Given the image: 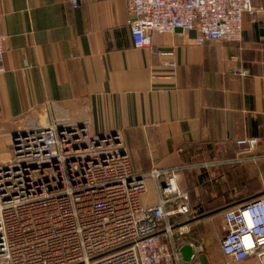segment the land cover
I'll return each instance as SVG.
<instances>
[{
    "label": "crops",
    "instance_id": "0c3cea01",
    "mask_svg": "<svg viewBox=\"0 0 264 264\" xmlns=\"http://www.w3.org/2000/svg\"><path fill=\"white\" fill-rule=\"evenodd\" d=\"M78 1L0 0V165L13 157L12 134L34 125L117 133L138 174L178 171L190 198L189 214L173 220L188 226L183 241L202 246L206 264H226L220 243L211 253L224 212L264 197V162L235 163L236 140H264V0H252L240 44L199 46L196 31H174L141 50L124 0Z\"/></svg>",
    "mask_w": 264,
    "mask_h": 264
},
{
    "label": "built area",
    "instance_id": "2783aa9c",
    "mask_svg": "<svg viewBox=\"0 0 264 264\" xmlns=\"http://www.w3.org/2000/svg\"><path fill=\"white\" fill-rule=\"evenodd\" d=\"M74 9L78 0H71ZM136 49L154 34L197 32L199 46L240 44L252 0H124ZM1 24V17H0ZM7 38L0 32V73ZM163 54V51H160ZM175 72L174 62L165 64ZM236 73L245 77L243 69ZM13 157L0 165V264H206L202 246L186 243L181 221L189 195L177 170L138 174L120 136H92L85 124L54 121L11 136ZM235 163L264 162V140L241 138ZM153 185L157 204L146 205ZM173 207V208H171ZM171 208V209H169ZM220 250L226 264H264V197L223 214Z\"/></svg>",
    "mask_w": 264,
    "mask_h": 264
},
{
    "label": "rangeland",
    "instance_id": "374dc122",
    "mask_svg": "<svg viewBox=\"0 0 264 264\" xmlns=\"http://www.w3.org/2000/svg\"><path fill=\"white\" fill-rule=\"evenodd\" d=\"M155 199H156V193H155L154 187H153V185H150V194L147 197H145L144 201L145 202L146 201H154ZM223 235L224 234L221 233V235L218 236L214 240V244H213V246L211 248V253L212 254H215V255L219 254V243H220V240H221Z\"/></svg>",
    "mask_w": 264,
    "mask_h": 264
},
{
    "label": "water",
    "instance_id": "95a60500",
    "mask_svg": "<svg viewBox=\"0 0 264 264\" xmlns=\"http://www.w3.org/2000/svg\"><path fill=\"white\" fill-rule=\"evenodd\" d=\"M176 32H183L182 29H176L175 30ZM13 136H16L17 135V132H14L12 134ZM112 135H117V133H113ZM105 135H102L100 137H104ZM181 253L183 255V258H184V261L185 262H190L191 260V257L193 255V248L190 246V245H184L182 248H181Z\"/></svg>",
    "mask_w": 264,
    "mask_h": 264
}]
</instances>
